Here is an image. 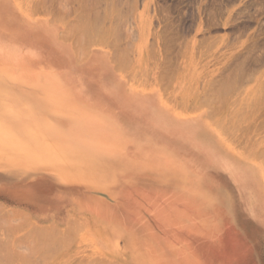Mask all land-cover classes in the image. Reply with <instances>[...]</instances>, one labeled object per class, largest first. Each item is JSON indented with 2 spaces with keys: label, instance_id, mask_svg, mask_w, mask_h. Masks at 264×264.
I'll return each instance as SVG.
<instances>
[{
  "label": "rangeland",
  "instance_id": "rangeland-1",
  "mask_svg": "<svg viewBox=\"0 0 264 264\" xmlns=\"http://www.w3.org/2000/svg\"><path fill=\"white\" fill-rule=\"evenodd\" d=\"M75 1L0 0L1 251L15 264H264V0H133L145 37L134 27L118 45L79 24L94 1ZM73 224L68 246L35 238Z\"/></svg>",
  "mask_w": 264,
  "mask_h": 264
},
{
  "label": "bare ground",
  "instance_id": "bare-ground-1",
  "mask_svg": "<svg viewBox=\"0 0 264 264\" xmlns=\"http://www.w3.org/2000/svg\"><path fill=\"white\" fill-rule=\"evenodd\" d=\"M31 1V0H30ZM33 1H35V0H33ZM77 1V0H76ZM75 1V2H76ZM81 2H83V5H85L87 2L85 1V0H80ZM84 1H85V3H84ZM90 1H92V0H90ZM94 2L92 3L93 5H92V7L95 9V14L93 15V16H90V14L92 13H89V16L87 15V18L89 17V19H87V18H85V16H86V14H84V17H83V19H81V21H80V17H79V15L80 14H83L82 12H84V11H82L81 12V10H80V14H79V12H78V16L77 17H79V21H80V25H82V27H83V24H84V26L86 27V29L85 30H91V32H93L94 33V35H95V38H97V35H102L103 36V40L104 41H107L108 40V36H112V41H113V43H114V41H116V43H117V45L119 44V42L118 41H120L121 40V38H122V36H123V32L122 31H124L125 30V32L126 31H129V32H131L132 31V33H131V35H133L134 36V32L135 33H137L136 31H135V29H139V31H138V33H139V39L140 40H142L141 38H143V37H145V35H143V37H141L140 36V29H142V28H140L141 26H146V23H144L141 19H137V17H136V15H135V17H133V16H131V15H134L133 14V10L135 9L134 8V4H133V0H126V2H125V0H114L113 2H112V0H111V2L110 1H108V0H93ZM106 1H108L107 2V4H108V8H107V11H106V13H104V14H106L105 15V17L104 16H101V14L99 15L98 14V11L101 9V8H99V10H98V7L99 6H101L100 4L102 3V2H106ZM39 2V1H38ZM78 2H79V0H78ZM89 2V1H88ZM123 2H125L124 4H126V7H127V9H126V12L125 11H123L124 9H123ZM38 4V3H37ZM88 4V3H87ZM103 4V3H102ZM105 4V3H104ZM30 5V4H29ZM65 5H67V4H64V8H65ZM81 5H82V3H81ZM32 6V5H31ZM84 7V6H83ZM82 7V8H83ZM219 7H220V5H219ZM218 7V8H219ZM78 9V8H77ZM83 10V9H82ZM85 10V9H84ZM94 11V10H93ZM86 12V11H85ZM84 12V13H85ZM87 12H89V11H87ZM104 12H105V10H104ZM132 13V14H131ZM88 14V13H87ZM92 15V14H91ZM82 18V17H81ZM104 18H108L110 21H111V23H112V25H110V27H109V29H106V30H102V28H103V26L101 25L100 26V23H102V21H104ZM87 19V21L84 23V21ZM108 19H107V21H108ZM82 20H83V22H82ZM78 21V22H79ZM107 21H105V22H107ZM136 22V23H135ZM74 23V22H73ZM108 23V22H107ZM72 24V23H71ZM78 24V25H79ZM104 24V23H103ZM106 24V23H105ZM79 25V27H80V30L82 29V27ZM109 25V24H108ZM135 25V26H134ZM102 27V28H101ZM134 27H135V29H134ZM139 27V28H138ZM78 29V28H77ZM84 29V28H83ZM264 29V28H263ZM134 30V31H133ZM162 30V29H161ZM144 29H143V31H142V33H144ZM90 32V31H89ZM124 32V33H125ZM81 33H84V31H81ZM128 33V32H127ZM71 34V33H70ZM90 34V33H89ZM126 34V33H125ZM127 35V34H126ZM126 35H124V36H126ZM129 35V37L131 36L130 34H128ZM72 36V35H71ZM92 36V34L90 35V37ZM172 36V35H171ZM128 36H126V38H127ZM141 37V38H140ZM174 37V36H173ZM125 38V39H126ZM131 38V37H130ZM129 38V39H130ZM136 38V37H135ZM165 38V37H164ZM172 38V37H171ZM175 38V37H174ZM90 39V38H89ZM128 39V38H127ZM138 39V40H139ZM97 40H102V38L101 37H99V39H97ZM101 42H103V41H101ZM112 43V42H111ZM140 43V42H139ZM170 43H171V41H170ZM140 44H142V43H140ZM169 44V43H168ZM114 45V44H113ZM139 46V45H138ZM114 47H115V45H114ZM124 47V46H123ZM113 48V47H112ZM136 48V47H135ZM120 49H122V51L124 50L122 47H120ZM80 50H81V52H82V54H85L86 52H87V48L84 46V45H82L81 46V48H80ZM89 51V50H88ZM116 51H117V49H116ZM116 51L114 50V52L116 53ZM118 51L120 52L121 50H119V48H118ZM124 52V51H123ZM153 52V51H152ZM124 54H126V51L124 52ZM153 55H154V53H153ZM121 57H123L122 55H121ZM104 58H106V55H98V53L96 52L95 53V57H93L92 56V58H91V63H90V65L91 66H98V68L100 67V66H104V63H105V60H104ZM118 61V60H117ZM244 61H246V60H244ZM117 63V62H116ZM118 64V63H117ZM241 73V72H240ZM166 74V73H165ZM239 75V74H238ZM166 76V75H165ZM241 76V75H240ZM235 77V76H234ZM239 77V76H238ZM168 79H169V77H167ZM232 78V77H231ZM230 78V79H231ZM225 79L226 78H224L223 79V81L224 82H226V81H229V78H227V80L225 81ZM240 80V78H237V80ZM233 80H234V78H233ZM233 80H232V82H233ZM236 80V82H237V87H240L239 85V81H237ZM222 81V80H221ZM220 81V84H222V82ZM241 81V80H240ZM52 82V81H51ZM53 82H55V81H53ZM214 84H216V83H214ZM227 84H228V82H227ZM229 84L230 85H232V83H231V80L229 81ZM235 84V83H234ZM211 85V84H210ZM209 85V86H210ZM213 85V84H212ZM222 86V85H221ZM235 86V85H234ZM213 87V86H212ZM234 88V87H233ZM224 89V88H223ZM229 89V88H228ZM237 89V88H236ZM221 94V93H220ZM225 94H227V93H225L224 92V97H227V96H225ZM234 94V93H233ZM129 95H130V97H128L130 100H132V99H135V96L136 97H139V94H136L135 92H132V93H129ZM219 96V95H218ZM221 96V95H220ZM219 96V97H220ZM203 97H204V95H203ZM202 97V98H203ZM207 97V96H206ZM232 97V96H231ZM205 98V97H204ZM203 98V99H204ZM222 98H223V96H222ZM263 98V97H262ZM202 99V100H203ZM229 99V96L227 97V100ZM211 100V99H210ZM223 100V99H222ZM229 100H231V99H229ZM217 101V100H216ZM191 102V101H190ZM195 102V101H194ZM222 102H224V101H222ZM221 102V103H222ZM217 103V102H216ZM237 103V102H236ZM195 104V103H194ZM223 104V103H222ZM221 104V105H222ZM231 104V103H230ZM254 104V103H253ZM258 104V103H257ZM262 104V103H261ZM180 105V104H179ZM182 105V104H181ZM221 105H218V107L219 106H221ZM228 105H229V103H228ZM255 105V104H254ZM215 106V105H214ZM223 106H224V104H223ZM255 106H257V105H255ZM254 106V107H255ZM259 106V105H258ZM261 106V105H260ZM212 107V106H211ZM226 107H227V105H226ZM229 107H230V105H229ZM231 107H232V105H231ZM246 107V106H245ZM179 108V107H178ZM190 108V107H189ZM188 108V109H189ZM215 108H217V107H215ZM185 109V108H184ZM212 109H214L213 107H212ZM246 109V108H245ZM186 110V109H185ZM237 110V109H236ZM215 111V110H214ZM216 112H219L218 110L216 111ZM215 112V113H216ZM242 112H244L243 110H242ZM241 114V113H240ZM214 115V114H213ZM209 116V115H208ZM236 117V116H235ZM234 117V118H235ZM233 118V119H234ZM243 119V118H242ZM185 121V120H184ZM231 122H232V120H231ZM233 122H234V120H233ZM193 124L192 123H190L189 122V127L191 128V126H192ZM198 127H200V126H198ZM238 133V132H237ZM236 133V134H237ZM238 135V134H237ZM254 135V134H253ZM236 137V136H235ZM244 137V136H243ZM260 150V149H259ZM263 151V150H262ZM256 154V153H255ZM251 173H247V172H243L241 175L242 176H245V178H247L248 177V175H250ZM185 194V193H184ZM3 211L4 210H2L1 212L3 213ZM5 212H6V210H5ZM5 212L3 213L4 214V216H5V219H6V217L8 216L7 214H12V212L10 211H8L7 210V212L8 213H6L5 214ZM2 214V215H3ZM14 215H15V213H13ZM20 214V215H19ZM16 213V215L15 216H17V215H19L20 217L23 215H25V214H21V213ZM4 216H2V218H4ZM9 216H13V215H9ZM14 216V217H15ZM18 216V217H19ZM26 216V215H25ZM18 217H15V218H18ZM19 217V218H20ZM1 218V217H0ZM14 218V219H15ZM22 218V217H21ZM5 219H2V220H5ZM27 219V218H26ZM23 220V219H22ZM9 221H10V219H9ZM12 222H14V221H12ZM23 223V222H22ZM51 227H54V226H51ZM76 227V226H75ZM74 227V224L72 225V226H70V228H68L69 230L67 231L66 230V228L64 229V230H66V231H63L62 233H61V235L60 236H56V234H57V232L60 230H58L57 228V230L58 231H55L54 233L52 232V233H50V231L48 232V235H43V232H37V233H41L40 235L38 234V236H32L33 237V239H34V237L36 238V240H37V238L40 236V241L39 242H41V241H46L47 240V242L50 244H52V245H54V247L55 246H58V248H60L59 247V245L60 244H62V245H64V243L65 242H67V240L69 239H71L70 241L72 242L73 241V239H75V236H76V234H75V236L74 237H71L70 236V233H73L76 229H72V228H75ZM39 229V228H38ZM48 229V228H47ZM35 230V229H34ZM43 230V229H42ZM52 230H53V228H52ZM55 230V229H54ZM53 230V231H54ZM72 230H74V231H72ZM61 231V230H60ZM59 231V232H60ZM46 231L44 230V234H46L45 233ZM58 232V233H59ZM37 233L35 234V235H37ZM50 233V234H49ZM50 235V236H49ZM10 237V236H9ZM21 237V236H20ZM71 237V238H70ZM73 238V239H72ZM4 239V238H3ZM2 239V240H3ZM105 239V242H106V245L107 246H109V243H110V245L113 247V243H114V240L113 239H110V238H108L107 237V235L106 236H104V235H99V241H102V240H104ZM18 241H20V240H18ZM37 242H38V240H37ZM36 241H35V243H37ZM63 242V243H62ZM69 242V241H68ZM42 243V242H41ZM54 243H56V244H58V245H55ZM104 242L102 241L101 242V244L104 246V244H103ZM66 244V243H65ZM35 245V244H34ZM67 245V244H66ZM1 246H2V243L0 244V248H1ZM21 246V245H20ZM36 246V245H35ZM37 246H39V244L37 245ZM47 246H49L48 244H46V247ZM68 246V245H67ZM50 247V246H49ZM3 248H6V247H4V245H3ZM38 248V247H37ZM39 248H40V246H39ZM42 248V247H41ZM47 249V248H46ZM64 249V248H63ZM65 249H66V247H65ZM2 250V248L0 249V261H3L5 264H11L12 262H14V260H12V257H13V259L15 258V256H12L11 257V259L10 260H12V262L11 263H9L8 261H10L9 260V258H10V254H12L11 252H9V251H6V252H2L1 251ZM8 250V249H7ZM43 250V249H42ZM53 251L52 250V248L51 249H48V251ZM115 250V249H114ZM37 251V250H36ZM40 251V250H39ZM38 251V252H39ZM47 251V250H46ZM55 251V250H54ZM62 251V250H61ZM10 253V254H5V253ZM43 251H41V252H39V253H41V255L39 254V256L40 257H43L42 255H43V253H42ZM64 253V252H63ZM74 254V253H73ZM12 255H14V254H12ZM47 256V255H46ZM93 257V256H92ZM187 257H189L188 256V248H187ZM92 260V259H91ZM98 260H100V258H98ZM104 260H106V259H104ZM26 261V260H25ZM24 261V262H25ZM97 261V260H96ZM96 261H95V263L94 264H98V263H96ZM40 262V261H39ZM41 263V262H40ZM12 264H15V262L14 263H12ZM24 264V263H23ZM25 264H27V263H25Z\"/></svg>",
  "mask_w": 264,
  "mask_h": 264
}]
</instances>
